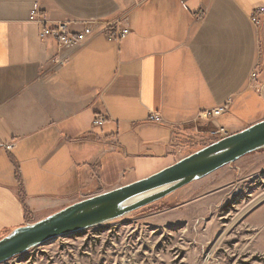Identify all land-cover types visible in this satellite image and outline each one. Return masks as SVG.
<instances>
[{"label":"crops","instance_id":"0c3cea01","mask_svg":"<svg viewBox=\"0 0 264 264\" xmlns=\"http://www.w3.org/2000/svg\"><path fill=\"white\" fill-rule=\"evenodd\" d=\"M260 7L264 0H0V237L80 201L96 179L103 192L118 188L217 141L218 127L233 134L264 120V14L251 20ZM34 8L49 25H90L93 34L59 48L40 37ZM110 25L131 32L110 40ZM227 103L216 120L197 121ZM147 162L156 165L143 176L103 183L105 170Z\"/></svg>","mask_w":264,"mask_h":264},{"label":"rangeland","instance_id":"374dc122","mask_svg":"<svg viewBox=\"0 0 264 264\" xmlns=\"http://www.w3.org/2000/svg\"><path fill=\"white\" fill-rule=\"evenodd\" d=\"M155 165L105 170L103 183L121 174L143 176ZM106 187L96 179L81 190V200ZM2 264H264V148L120 218Z\"/></svg>","mask_w":264,"mask_h":264},{"label":"water","instance_id":"95a60500","mask_svg":"<svg viewBox=\"0 0 264 264\" xmlns=\"http://www.w3.org/2000/svg\"><path fill=\"white\" fill-rule=\"evenodd\" d=\"M264 148V120L142 179L88 197L0 239V264L59 237L120 218Z\"/></svg>","mask_w":264,"mask_h":264},{"label":"built area","instance_id":"2783aa9c","mask_svg":"<svg viewBox=\"0 0 264 264\" xmlns=\"http://www.w3.org/2000/svg\"><path fill=\"white\" fill-rule=\"evenodd\" d=\"M264 14V7L257 8L253 13L251 20L259 24L260 16ZM30 21L43 24L42 31L40 32L41 38H53L59 48H74L83 45L93 34V27L88 25L80 32H72L69 30L67 23H58L55 25H49L45 19V14L39 8H34L30 14ZM131 31L127 28H122L119 30L115 25H110L107 30V35L110 40H119ZM256 74H253L254 78ZM229 109V104H224L217 106L212 109H207L199 113L197 116V121L202 123L211 122L216 120L221 115L225 114ZM149 120L155 123H162L163 119L160 114L152 113ZM96 126L103 125L104 119L98 118L94 121ZM211 135L218 140L229 135V131L225 127H218L211 132ZM14 147L13 143L7 144L5 148L7 150H12Z\"/></svg>","mask_w":264,"mask_h":264},{"label":"trees","instance_id":"16d2710c","mask_svg":"<svg viewBox=\"0 0 264 264\" xmlns=\"http://www.w3.org/2000/svg\"><path fill=\"white\" fill-rule=\"evenodd\" d=\"M3 237H4V236L0 237V239L3 238Z\"/></svg>","mask_w":264,"mask_h":264}]
</instances>
